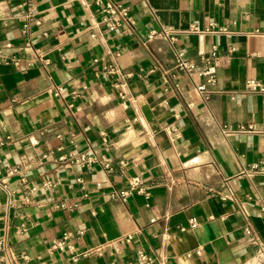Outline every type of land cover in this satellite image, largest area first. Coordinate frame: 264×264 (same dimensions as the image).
Wrapping results in <instances>:
<instances>
[{
	"label": "crops",
	"instance_id": "obj_1",
	"mask_svg": "<svg viewBox=\"0 0 264 264\" xmlns=\"http://www.w3.org/2000/svg\"><path fill=\"white\" fill-rule=\"evenodd\" d=\"M97 1L0 0V264H264V0Z\"/></svg>",
	"mask_w": 264,
	"mask_h": 264
},
{
	"label": "built area",
	"instance_id": "obj_2",
	"mask_svg": "<svg viewBox=\"0 0 264 264\" xmlns=\"http://www.w3.org/2000/svg\"><path fill=\"white\" fill-rule=\"evenodd\" d=\"M97 2H100V0H98ZM104 12L107 15H109L110 18H113V19H117L118 17L128 18V16H129L128 9L116 5L113 0H108L106 2ZM27 17L28 18L31 17L30 12L28 13ZM107 25L109 27V30L113 31L116 29V27L119 26V23L116 20L114 22L108 23ZM26 28H28V25H26ZM215 56H216V53L213 52L209 57L204 58V66L200 70H198L196 62H193V61L186 59L184 57L183 53H179L177 55L176 67L179 71L186 72V73H192V72L198 70L197 71L198 75L200 77H203L206 80V83H214L216 81V66L214 64ZM110 72H113V69H111ZM132 76H133L132 73L127 74L128 78H131ZM247 84H248V87L250 88V90H252V91H263L264 90L263 86L257 81L250 80V81H248ZM205 88H206V86H205V84H203V85H200L198 87V90L202 93L205 91ZM61 91H62V88H59L56 91V94L59 95L61 93ZM120 96L123 100H125L127 98L126 92L124 91V89H123L122 93L120 94ZM222 129L225 132H232V133L256 132V128L254 125L239 126V127H235V128L230 127L228 125H223ZM171 131L173 132L174 129H171ZM263 171H264L263 168L260 167L258 164H256V165L251 166L249 169L245 170L243 172V175L251 176L254 173L263 172ZM143 191H144V188L142 186L141 179L140 178H134L130 181V187L127 190H124L121 192L120 197L122 199H127L133 193H135V192L136 193H143ZM230 198L231 197L229 195H225L223 197L224 200H228ZM190 225L192 228H196L198 226L197 222L194 219H192L190 221ZM79 233L82 235L84 233V231H80ZM68 238H69V235L65 234L61 238L56 239L52 243L50 250L51 251H63L65 248L68 247V243H67ZM130 239L131 238L129 237L128 241ZM0 249L6 250L5 243H3V242L0 243ZM96 252H98L100 254V249L96 250ZM198 253H200V251H198ZM140 258L142 261H146V259H147V257L143 254H140ZM76 260H77V257L75 258V261ZM9 264H11V263H9Z\"/></svg>",
	"mask_w": 264,
	"mask_h": 264
}]
</instances>
